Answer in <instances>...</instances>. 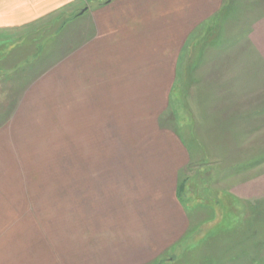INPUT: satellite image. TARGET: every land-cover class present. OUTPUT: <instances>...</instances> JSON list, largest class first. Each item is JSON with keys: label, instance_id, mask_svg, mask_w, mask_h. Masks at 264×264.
Returning <instances> with one entry per match:
<instances>
[{"label": "crops", "instance_id": "crops-1", "mask_svg": "<svg viewBox=\"0 0 264 264\" xmlns=\"http://www.w3.org/2000/svg\"><path fill=\"white\" fill-rule=\"evenodd\" d=\"M0 35V264H151L171 251L174 262L186 237L210 264H264V173L238 196L254 213L228 220L222 203L220 237L204 239L202 207L182 202L194 158L178 129L207 123L172 103L194 95L217 122L209 138L236 147L220 156L237 159V186L252 183L264 0H0Z\"/></svg>", "mask_w": 264, "mask_h": 264}, {"label": "rangeland", "instance_id": "rangeland-1", "mask_svg": "<svg viewBox=\"0 0 264 264\" xmlns=\"http://www.w3.org/2000/svg\"><path fill=\"white\" fill-rule=\"evenodd\" d=\"M26 31V30H25ZM15 34L7 33L4 34V40H10L11 38H14ZM43 35L37 34V37H40L42 39ZM2 35H0L1 39ZM2 40V39H1ZM10 68V67H5ZM179 92L177 91L175 94L173 93L172 96V103L175 105L176 110H179L180 112H185L186 114L191 110L192 114L195 115L196 119H199V124L197 123L198 127L200 128L205 127L208 129L207 131H192L191 135L186 133L183 129H178L179 134L184 138V141L188 145V148L191 151L193 161L190 163L189 167L184 169L182 173H180V182L184 185V193L182 196V202L183 205H186V208H189V205L193 206H200L202 209H197L200 211L197 214L198 222H201V227H203V230H206L207 224H209L208 228V235H205L204 239H210L215 240L219 238V234H215L217 231L211 230V223L214 220V218H220L222 215H224L225 212L221 211L220 206L222 203L224 205H228L226 207V213L224 215L225 219H231L235 220L237 218V215H241L247 217L248 213H254V205L247 202V200L242 199L241 197H238L240 195L248 194L251 192V189H253V183L254 181H263V178L259 176L260 173H264V166L261 167L262 170L260 172L257 170L253 175L256 178H253L252 183H249L248 186L245 188H239L237 186V181L239 178H236L235 171L231 169L236 164H238L237 159L233 160H226L221 161V154H229L230 151L235 153L236 147H231V145H216L214 144V140H211L209 137H215V134L219 137V131L215 130L217 122H209L208 120H204L199 113V111H196V103H195V97L188 96L184 97V92L182 93L181 97L179 96ZM16 94V93H15ZM205 100V99H204ZM6 104L12 105V102L9 103L7 99H5ZM7 105V106H8ZM219 106V105H218ZM203 112L207 114L209 113V106H203L201 105ZM216 107V106H215ZM229 109V108H228ZM205 110V111H204ZM229 115L230 122H235L237 115L235 111ZM215 110L213 111V116L216 118L218 115L214 114ZM8 114H0V122L4 121ZM170 115V114H169ZM243 121V120H242ZM211 126V128H210ZM213 128V129H212ZM233 135L235 134L232 133ZM232 135V136H233ZM198 138L202 142H206V146L204 145H193L196 140L194 138ZM264 140V139H263ZM263 145L262 147H259V150H262V153L264 152V142L262 141ZM253 147H247L246 150L247 154L249 151H252ZM256 148V147H254ZM70 152L72 153V147H70ZM75 153V150L73 151ZM221 152V154H220ZM233 157L236 158L234 155ZM225 158V157H223ZM228 159V158H227ZM58 164V163H57ZM75 161L69 162V172H70V179L71 177H75V174L73 171H75ZM249 166L250 163H248ZM54 172H56V163H53ZM224 169H228L225 170ZM59 173V170L57 171ZM56 174V173H55ZM54 174V187L55 189H59V178L56 179ZM250 173L248 177H245L244 179L247 181L252 180ZM260 178H258V177ZM242 180V178L239 180V182ZM231 190L234 192V196H231L229 193H231ZM222 192H225L222 194ZM245 200V201H244ZM238 206L242 207L243 210H240L238 212ZM247 215V216H246ZM251 216V215H250ZM242 217V216H241ZM233 224L230 226L231 228H234ZM199 227V226H198ZM203 239V240H204ZM188 238H184V240L181 241L179 251L182 255L177 257L173 262V256L172 251L169 253H165L161 257H158L156 260H154L151 264H210L214 262L215 259L212 258H204L203 255L205 253H197L189 252L192 251L190 248V242H188ZM191 244H194L191 243ZM228 253V252H225Z\"/></svg>", "mask_w": 264, "mask_h": 264}]
</instances>
